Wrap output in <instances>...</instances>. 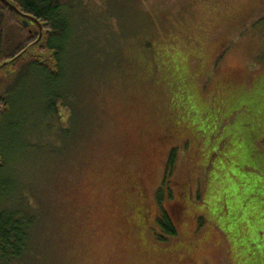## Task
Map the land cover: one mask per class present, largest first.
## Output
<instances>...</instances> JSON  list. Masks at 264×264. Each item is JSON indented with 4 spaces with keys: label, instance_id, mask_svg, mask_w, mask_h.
<instances>
[{
    "label": "rangeland",
    "instance_id": "obj_1",
    "mask_svg": "<svg viewBox=\"0 0 264 264\" xmlns=\"http://www.w3.org/2000/svg\"><path fill=\"white\" fill-rule=\"evenodd\" d=\"M70 11L84 39L79 56L76 42L66 52V76L74 62L85 69L95 54L107 56L104 41L130 34L126 27L137 11L151 18V58L158 60L144 57L134 67L146 66L151 83L140 80L146 73L128 77L122 87L110 80L85 100L96 121L72 150H81L79 164L69 154L78 123L65 129L67 109H59L62 125L46 129L43 120L29 145L16 148L35 153L15 165L24 200L35 205L41 222L28 263L264 264V171L251 146L264 152V0H74ZM132 46L122 44L127 56ZM175 66L185 67L189 86L181 104L173 101L176 90L163 84L164 77L173 80ZM19 91L24 95L27 84ZM228 91L227 102L218 99ZM185 115L189 121L178 124ZM78 116L86 131V112ZM173 148L161 207L176 234L159 242L156 191ZM56 157L65 168L52 167ZM128 193L144 202L141 221L125 205ZM248 193L252 203L238 209Z\"/></svg>",
    "mask_w": 264,
    "mask_h": 264
},
{
    "label": "trees",
    "instance_id": "obj_2",
    "mask_svg": "<svg viewBox=\"0 0 264 264\" xmlns=\"http://www.w3.org/2000/svg\"><path fill=\"white\" fill-rule=\"evenodd\" d=\"M11 1L22 12L30 14L46 24L47 33L44 37V42L35 49L38 52H52L51 58L54 61V69L52 70L49 62L42 61V57L26 56L25 59H20L14 66L10 67L14 71L10 80H6L3 72H0V264H29L28 261L32 258V253L35 249V241L39 239L38 233L41 229L39 227L41 222L35 205L31 206L24 200L23 186L18 181L19 177L16 176L15 165L19 160H30L35 157V153L30 151L28 154H23V152L21 153L25 156L23 157L16 148L20 145H29L27 138L33 135L31 131L36 130V126H41L42 122H48L46 129L53 127L54 122L62 125L65 115L61 114L59 109L63 108L67 109V113L70 115L69 125L65 129H72L74 120H77L78 123L71 139V142H73L69 151L71 155L73 148L78 147L87 138L90 130H93V123L96 121L95 112L85 100L90 102L92 93L96 94L101 85L105 86L107 83L109 85L110 80L117 81L122 87V83L127 82L128 77L134 76L138 78L140 73H146V76H140L139 78L142 82L151 83L152 79L149 77V70H146V66L140 68L138 66V71L134 67L144 57L150 58L152 63L154 61L156 63L158 59L155 58L153 60L151 58L155 52L152 41V36H154L152 34V22L150 24L151 18L149 17L150 19H148L144 15L141 16L137 11L135 17L137 20L133 24L134 27L133 25L126 27L128 29L127 33L130 34H127V36H112L110 41H104L109 47L107 56L99 58L100 53L95 54L94 57H91L92 59L85 66V69H81L74 62L70 67L69 75L67 73L66 76L69 62L65 61L66 52L72 50L76 42V54L79 56L80 51L78 49L81 50V41L84 39V36H78L77 27H75L74 31L75 20L70 11L74 0ZM141 14L144 13L141 12ZM259 21L264 26V17L260 18ZM28 29L30 30L29 32ZM28 29L22 27L15 14L0 2V63L12 58L36 39L37 35L34 33L37 28L35 25H31ZM91 40H95L94 44L99 46L102 44L99 38L95 36L91 37ZM124 42L132 44L131 49L134 48L136 50L133 49L132 54L128 53L131 57L127 56V52L122 48ZM101 46L102 51L104 48ZM126 65L128 68L133 65L132 70H128ZM184 71L185 67L175 66L172 74L173 80L170 81L168 77H164L163 80V84L166 85L165 90L168 88L176 90L173 101L178 104H181L179 101L181 95L189 94L187 91L189 86H186L184 82ZM204 80L207 81V78L205 77ZM26 84L28 91L21 95L19 89ZM136 86L139 87V84H136ZM72 87H75V89H72ZM13 94L17 96H15L16 99L12 98ZM135 94L133 97H135ZM232 95L231 91H228L225 95L219 96L218 99L227 102ZM145 98L146 96L144 95L141 99ZM235 101L233 100L231 103ZM79 110L80 114L84 111L86 112L88 120L86 131L81 129L82 117L78 116ZM233 113L234 110L229 111L226 118ZM185 117H178V124L181 121L185 122L186 119L188 120L187 115ZM173 125L176 126V124ZM84 127H86V123H84ZM186 127H189V125L187 124ZM190 128L193 127L191 126ZM251 146L253 155L261 156L257 160V168L264 171V152L259 151L254 142L251 143ZM76 151L77 149L73 153L74 155L70 157L76 156L73 158H76L75 160L79 164V156H81L82 152L81 150ZM176 152V148L171 150L166 161L164 178L156 191L160 211L156 219L159 229L158 233L155 234V238L159 242L176 234L171 219L161 207L163 200L162 186L174 168ZM56 158L58 159H53L54 164H52V167L65 168V165L60 162L62 158ZM63 158L66 159L68 157L64 155ZM255 187L258 189L259 185ZM134 188L136 189V187ZM169 194L170 190H168ZM249 194L240 201V204H237L238 209H244L248 203H252L251 198L253 195ZM258 199L261 200L262 197H258ZM125 201V205L137 213V222L141 221L145 217L143 200L133 199L130 195ZM227 205L225 203L224 206ZM233 221L232 215L227 224ZM220 229L224 230L221 226Z\"/></svg>",
    "mask_w": 264,
    "mask_h": 264
},
{
    "label": "water",
    "instance_id": "obj_3",
    "mask_svg": "<svg viewBox=\"0 0 264 264\" xmlns=\"http://www.w3.org/2000/svg\"><path fill=\"white\" fill-rule=\"evenodd\" d=\"M0 2L15 14L16 19L22 27L28 29L31 25H35L38 28L37 37L33 42L28 44L12 58L6 59L0 63V72H3L5 79L10 80L13 77L14 71H12L10 67L14 66L20 59H25L26 56L42 57V61H48L50 68L53 70L54 61L51 58L52 52H38L35 49L44 42V37L47 33L46 24L32 15L22 12L11 0H0Z\"/></svg>",
    "mask_w": 264,
    "mask_h": 264
},
{
    "label": "flooded vegetation",
    "instance_id": "obj_4",
    "mask_svg": "<svg viewBox=\"0 0 264 264\" xmlns=\"http://www.w3.org/2000/svg\"><path fill=\"white\" fill-rule=\"evenodd\" d=\"M36 27V26H35ZM37 28V27H36ZM30 30H28V32H29ZM37 32H38V28H37V30H36V32L34 33L35 35H37Z\"/></svg>",
    "mask_w": 264,
    "mask_h": 264
}]
</instances>
